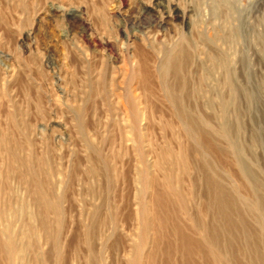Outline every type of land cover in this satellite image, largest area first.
Here are the masks:
<instances>
[{"label": "rangeland", "instance_id": "rangeland-1", "mask_svg": "<svg viewBox=\"0 0 264 264\" xmlns=\"http://www.w3.org/2000/svg\"><path fill=\"white\" fill-rule=\"evenodd\" d=\"M229 1L241 36L233 45L225 43L238 62L235 97L224 84L218 85L215 69L202 85L201 63L185 65L168 81L178 86L175 95L181 108L198 121L200 116L208 121L200 123L208 132L222 123L223 110L218 104L230 105L225 118L235 128L245 160L264 185V0ZM174 3L181 11L182 6L188 7V15L191 7L202 4L193 18L201 13L203 20L213 5L211 0H0V135L8 140L0 142V234L10 223L15 232L26 230L25 242L30 245L26 243L28 250L22 257L14 254L9 259L12 264H55V253L59 264H188L174 232L180 225L183 235L191 237L206 254L222 251L221 263L228 255L233 261L226 264H251L256 254L264 257V237L259 236L264 219L256 222L251 193L227 151L229 140L209 133L205 142L216 143L223 151H202L198 156L195 143L183 137L181 125L174 123L173 107L159 87L157 67L162 55L158 52L177 43L181 35L191 37L182 18L175 15ZM200 44L196 41L194 46L198 53ZM137 49L145 51L142 60L146 53L151 58L138 78L140 82L144 76L151 85L145 87V93L131 81ZM197 59V63L201 61ZM202 64L205 69L212 67L208 61ZM131 93L140 96L138 108L146 113L138 136L132 134L127 110L123 111L125 96ZM77 112L85 122L88 140L76 127ZM13 137L15 146L11 147ZM89 143L91 150L87 149ZM178 148L190 154L195 173L184 177L181 184L164 186L156 181L155 189H147L146 176V181L148 175L163 177L164 166L172 170L169 177L176 181L178 169L170 164L180 161ZM90 151L96 161L108 164L109 183L100 169L96 180L92 178ZM33 162L42 169L44 183L54 186L50 194L59 200L57 208H36L29 200L32 193L23 190L19 181ZM204 163L214 165L217 179L231 196H239V210L241 203L249 204V213L246 208L237 213L242 218L231 215L240 231L237 236L217 219L215 207L208 201L205 178L209 172ZM145 168L147 172L140 177ZM155 191L170 196L175 207L167 200L165 218L159 216L164 227L142 233L140 228L150 212L145 204L150 206ZM40 194L41 199L49 200L44 190ZM37 216L44 222L43 234L51 236L47 240L27 233L31 226L36 227ZM157 222H149L150 228L157 229ZM198 223L206 232L214 227L220 238L218 248L208 243ZM155 239L159 248L148 261ZM169 247L175 252L168 253ZM40 249L48 255L37 256ZM2 255L0 264H7ZM193 256L194 264H215L206 259L208 255Z\"/></svg>", "mask_w": 264, "mask_h": 264}, {"label": "bare ground", "instance_id": "bare-ground-1", "mask_svg": "<svg viewBox=\"0 0 264 264\" xmlns=\"http://www.w3.org/2000/svg\"><path fill=\"white\" fill-rule=\"evenodd\" d=\"M199 1L202 2L204 0H199ZM211 1H213V5H211L212 7L211 6L209 7L210 8L209 17H205V20L199 18V16H201V13L198 14L199 16L196 15L198 16L199 19L193 18L196 12L198 11V7H202V4L194 5L193 7H191L192 8V10L190 11L191 15H188L187 13L189 12L188 7L182 6L183 9L181 11V9L179 8V4L174 3L173 6L175 8L174 10L173 8L171 10L175 12V15L177 17L182 18V23L188 29L189 34H191V37L185 36V34L181 35L180 36L181 38H179L177 43H175L174 45H171V47L168 48L167 50H161L158 52L162 55V58L159 61L158 67H157L158 73H159L158 76L160 78L159 87H161V90L163 91L165 98L169 101V103L173 107V112H172L173 120L175 119L177 121V123L175 121L174 123L177 125L179 124L181 125L180 131L183 137L191 139L195 143L196 145L195 147L197 148V151H198V156L202 155V151L206 152L210 150L216 154H218V152L220 153L223 151V149L221 150V148H218L216 143L212 144L210 142L208 143L205 142V140L209 137V133L213 132L216 135H221L224 138L229 140V143L227 146V151H229L228 154H230V156L233 158V161H235V165L237 167L239 175L246 181L247 185L246 184L245 185L251 193L250 196L252 197V200H253L252 204H254V210L258 214V219L256 220V222L259 223L260 218L264 219V185L258 179V177H256L255 174L252 172L251 165L248 163V161L245 160V157H244L245 151H243L244 149L242 148V145L237 140V137H235L236 135L235 128L234 129L231 128L228 125V122L225 118L226 115H228L230 105L227 103L218 104V106H221L223 110V118L221 119L222 123L217 128L210 127L212 130L208 132L205 128H203L200 125V123L207 124L208 121L204 119L203 116H200L202 117L200 118L201 121L200 119L198 121L196 120L195 117L191 116V114L188 113L189 111L182 109L180 106V102L179 100H177V97L175 95V92H176L175 90L177 89L178 86L175 84L172 85L168 81L169 76H172V74L173 75H177V73L179 74V71H181L182 67H184L185 65H188V64L197 65L201 63L199 67H201L202 69L201 71L202 74H201V77H199V80H200L199 82L202 85L204 86L206 85L207 81H209V78L213 76V70L215 69L217 70V73L219 74L218 85L224 84V87H227L232 97H235V95L238 93L239 88L236 85L237 71H238L236 68L237 61L235 59V56H233L232 53H230V50H231L230 47H227L225 44L226 42H228V44L233 45L237 43V41L241 38L239 30H238L239 28L235 24L237 20L233 13L234 9L229 0H211ZM219 16L223 20H219L218 19ZM215 20H219V22L216 23ZM211 33L213 37L206 39L205 36ZM193 35H195L196 41L201 43L200 45H202L201 50H199L200 53L197 52V48H194L196 41L193 40L195 39ZM197 53L200 55L198 56ZM141 54H145V51L141 49L140 50L137 49V51L135 52V56H134V58L137 59V63L135 65V69L132 72L133 79L131 81L133 85L137 86L136 87L137 90H140L143 93H145L146 92L145 87L150 88L151 85L148 82V79L145 78L144 76L142 77L140 82L138 78H140L142 67L144 69H147V67L145 66L149 65L151 58L146 53L145 58L142 60ZM201 55H203L204 59H202ZM197 57L199 59H197ZM196 59L198 61L199 60L201 61L197 63ZM202 61L210 62L212 64V67L210 69H205V67L202 66L203 65ZM182 89L183 90L186 89L185 83ZM135 95L134 93H131V95L125 96L126 109L124 108L123 111L127 110V113H125V115H127L126 117L128 118V120H130L129 123H130V130L132 134L135 136H138L139 132H137V130L139 129L140 122L143 120V116L146 115V113L143 112L140 108H138V106L141 105L140 96L138 97ZM124 106L125 105H123V107ZM150 108H152L151 105H150ZM75 122H76V127L79 128L81 132H84V138L88 140L87 134L85 133L87 128L85 126L84 120L80 118L79 112H77V114L75 115ZM17 131L18 130H16L15 133H17ZM13 138L14 139L10 141L11 143H9L11 144V147L15 146V137ZM4 141H8L7 138L0 135V142H4ZM135 141L137 142L138 139H135ZM87 149L88 150L92 149L91 143L87 144ZM178 149L180 150L178 154L182 155L180 161H178V159L175 158L177 160L176 163L171 161V164H170V166L173 165V167H177L178 169L177 172H179V175L177 173L178 177L176 181H174V179L171 180L169 177L170 176L169 173H171L172 170L169 169V171H167L168 167L166 168L164 166V168H161L163 170V173H161V175H164L163 177L162 176L156 177L154 174L153 176L148 175V179L146 181V178H147L146 176L145 178L146 186L145 187L147 189H155L156 181H160V183L163 184L164 186H168L172 183L181 184L184 180V177H191V175L195 173L196 170L194 168V165L190 161L191 159L189 157L190 154L187 153L186 149L185 150L181 148H178ZM16 151H17V148H15L12 152L16 153ZM92 152L93 151H90L88 155V157L90 156L88 160L90 163V167H88V171L90 172L92 178L96 180V177H97L96 173L98 174V171L100 169V171H103V174L105 175V177L107 178L106 180L108 181V177L110 175V169L108 167V164L106 162H103L102 160L96 161V158H94L96 155L91 157ZM163 153L165 154L166 152H163ZM93 159H95L96 162L94 161V163L92 164ZM177 162H180V163H177ZM154 163L156 167L160 166L159 161H155ZM204 166L209 172L208 176H206L205 178V183H206L207 191H208L207 193H209L208 201H210L211 204L215 207L217 219L222 221L229 231L230 230L233 231L232 232L233 236H237L240 233V231L237 230V224L231 219V215L234 213L237 216L241 217L237 213H240L241 211L244 212V208H246L249 213V211H251L250 208H247L249 204L244 205V203H241L242 204L241 210H239L237 208V204L239 205L240 203L239 196H236V197L234 195L231 196L223 188V186L217 179L215 170L213 168L214 165H212L211 163H207V164L204 163ZM30 168H27L25 171L26 177H23V179L19 181L24 188L23 190H25L27 194L32 193L31 195H29L30 202L38 209L42 207H47V206H49L50 208H57L59 204V200L52 198V195L50 194L52 193L51 190H53L54 186H48L44 183L43 175H41L43 174L42 169H39L40 167L36 163L31 165ZM147 169H149V167H147ZM145 171L147 172L146 168L145 170H143V172H141L139 176L140 177L141 175L143 176ZM180 188L181 187H179V189ZM28 189H30L31 191L29 192ZM43 190L44 192L48 194L49 200L41 199L40 191H43ZM235 191L236 190H234V192ZM35 194L38 196L35 197ZM167 200L170 202V204L174 206V200L170 196H168L166 193L163 194V192L155 191V193L152 194L151 198L149 199L150 206L147 207V205L145 204V208H148L147 212L149 210L150 212L148 214L146 213L147 216H145L144 218L145 222L142 224L140 228V232L142 231V233H145V232H148L149 230L158 232L159 229H162L164 227V221L160 219L159 216L161 218H165L163 217L165 216V213L163 212V210H164V204H166ZM175 203L177 206L179 202L175 200ZM94 210L95 211L93 214L97 216L98 210L96 209ZM3 211L5 213L7 209L6 208L2 209V213ZM139 213H140V209L137 214ZM168 215L170 216V213H168ZM37 219L38 220L36 221L37 222L36 227L31 226L30 230L29 229L27 230V233L28 234L31 233L33 236L35 235L40 236V237L42 236L43 239L47 240L51 236L48 232L47 234H43L44 232L42 229L44 226V222L42 218L41 219L39 218V216H37ZM114 219L110 218L112 222L116 221ZM156 219L157 221H160V222H157L158 228L153 229L154 225H152V227L150 228L149 222L156 220ZM113 224H116V223L114 222ZM239 224H242V221H240ZM196 225L199 228L200 232L203 231V233L204 232L206 233L207 238H209L208 243L211 246H215L218 248L220 244V238L218 236L217 231H215L214 227L213 226L210 227L209 232H206V229L202 227L201 224L198 223ZM180 227H182V225L176 226L174 229V232L179 237V241H180L179 246H181L182 250L185 252V256L187 257L186 260L188 261V264H194L192 262L194 259L193 255L196 253H198L199 255L202 254L203 256L208 255L206 256V259L209 262H213L215 264H226L227 262L231 263L233 261V258L230 255H228L230 258L229 259L227 258L226 260H224V262L221 263V259H223V256H222V251H219V250L217 251L215 250L214 252L207 251V254H206L205 250L201 249L192 240L191 237H189L188 235H183L182 229ZM4 229L5 230H3V233L0 234V253L3 255L5 254L7 264H12L11 262H9V259H11L14 254L18 255L19 258L22 257L24 253L28 250V246L30 245L28 241L25 242V236L27 238V234L23 231H26V230H23L21 232H15L10 223H7V225L4 226ZM259 236L264 237V229L263 231L260 230ZM251 237H257V236L252 235ZM157 241L158 239H155L152 242V247H151L152 250L147 256L148 261L153 260L157 254L156 251L159 248ZM26 243L28 244V246L26 245ZM52 245L53 243H51V246ZM40 251L41 253H38L39 255L37 256H40L41 258H43L44 255H48V253L46 252L44 253L43 250L40 249ZM167 252L170 254L172 252L174 253L175 249L169 247L167 249ZM37 256H35L34 258L38 259ZM55 259H56L55 264H59L58 254L56 253H55ZM35 264H41V261H37L35 262ZM251 264H264V257H262L259 254H256Z\"/></svg>", "mask_w": 264, "mask_h": 264}]
</instances>
